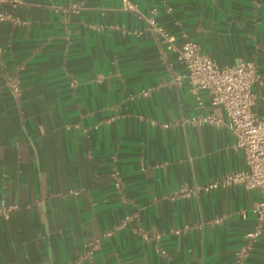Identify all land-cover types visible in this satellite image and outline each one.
Returning <instances> with one entry per match:
<instances>
[{
	"label": "crops",
	"instance_id": "1",
	"mask_svg": "<svg viewBox=\"0 0 264 264\" xmlns=\"http://www.w3.org/2000/svg\"><path fill=\"white\" fill-rule=\"evenodd\" d=\"M128 1L176 45L253 60L264 116V0ZM2 9L21 22H0V201L16 205L0 214V264H234L259 191L208 185L243 155L228 128L187 120L213 107L170 83L183 66L146 20L122 0ZM244 264H264V225Z\"/></svg>",
	"mask_w": 264,
	"mask_h": 264
},
{
	"label": "built area",
	"instance_id": "2",
	"mask_svg": "<svg viewBox=\"0 0 264 264\" xmlns=\"http://www.w3.org/2000/svg\"><path fill=\"white\" fill-rule=\"evenodd\" d=\"M123 7L135 11L143 17L153 33L165 44V48L175 53L176 60L183 66V70L173 75L170 83L179 84L186 80L190 90L195 93L197 105L203 102L197 95L198 91L205 92L212 111L200 112L187 120L192 123H208L216 127L228 128L234 136L233 147L240 150L245 168L227 172L221 178L210 182L209 186L241 184L245 188H255L259 191V198L253 204L255 222L246 233L245 241L235 252L234 264H244L254 241L260 235L264 225V116H257L252 109L255 96L251 87L261 82L253 60L238 59L232 64L219 65L211 56L204 53L199 43L185 40L180 45L174 43V38L158 25L152 16L141 13L136 6L128 0H122ZM18 0H0V22L9 20L19 23L2 9L5 3L15 4ZM155 12V8L152 9ZM4 47L0 44V57ZM4 84L14 96L20 93V83L16 75L4 72ZM74 81H71V84ZM145 94L146 91H143ZM115 186L119 188L120 181L116 179ZM15 204H9L4 199L0 201V214L6 215ZM154 238L159 234L155 232ZM95 239L90 244H96ZM161 252H163L161 250ZM70 264H79V259Z\"/></svg>",
	"mask_w": 264,
	"mask_h": 264
}]
</instances>
